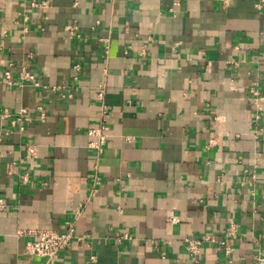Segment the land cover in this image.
<instances>
[{
	"label": "crops",
	"instance_id": "crops-1",
	"mask_svg": "<svg viewBox=\"0 0 264 264\" xmlns=\"http://www.w3.org/2000/svg\"><path fill=\"white\" fill-rule=\"evenodd\" d=\"M260 98L264 0H0V264H46L21 233L68 224L49 264H254Z\"/></svg>",
	"mask_w": 264,
	"mask_h": 264
},
{
	"label": "built area",
	"instance_id": "built-area-1",
	"mask_svg": "<svg viewBox=\"0 0 264 264\" xmlns=\"http://www.w3.org/2000/svg\"><path fill=\"white\" fill-rule=\"evenodd\" d=\"M75 69H79L77 66ZM6 83L9 86L18 85L19 82H14L12 80L11 74L9 71L5 73ZM22 79L34 83L38 86V83L35 82L34 77L31 74H25L22 76ZM254 97H258L259 93L257 91H252ZM102 97L103 94H100ZM261 100L264 98H260ZM21 115V116H20ZM19 116L15 117L10 112L4 111L3 116L7 119H10L12 129H19L20 132L24 131L23 123L25 121H31L30 115L23 112ZM107 112L104 110L101 115V122L97 128L90 129L87 132L89 137L94 138V140L89 144L90 148L96 152V154L101 155L103 152L104 146L107 144L108 137H106L107 123H106ZM24 121V122H23ZM6 135L13 133L12 130L6 131ZM27 147V157L32 158L36 155L37 147L33 144H26ZM123 187V186H121ZM7 208L4 201L0 198V210ZM172 222H176V218H171ZM22 235L28 238L25 246V252L29 256H35L45 259L46 264H49L60 252L68 248L72 241L75 239V230L73 224H68V228L64 232H57L53 230H31L22 232ZM124 240L130 239V236L124 235L122 237ZM199 242H195L190 246V251L192 253H197V246ZM227 250V249H226ZM254 264H264V257L260 254H257L254 258Z\"/></svg>",
	"mask_w": 264,
	"mask_h": 264
}]
</instances>
